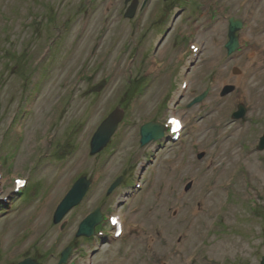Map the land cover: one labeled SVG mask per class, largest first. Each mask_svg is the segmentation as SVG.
Returning <instances> with one entry per match:
<instances>
[{
    "label": "rangeland",
    "instance_id": "rangeland-1",
    "mask_svg": "<svg viewBox=\"0 0 264 264\" xmlns=\"http://www.w3.org/2000/svg\"><path fill=\"white\" fill-rule=\"evenodd\" d=\"M179 1L172 15L180 18L158 41L162 35L152 31L157 22L151 16L171 9V2L153 0L144 12L125 19L120 12L124 0H0V187L1 199L10 198L7 205L0 204V264L25 259L58 264L67 246L74 248V264H186L191 259L196 264H259L264 255V152L253 147L264 132V0H219L220 14L244 22L240 52L230 58L223 49L227 22L211 26L205 11L189 8L194 0ZM141 37L145 45L153 41L158 48H143ZM186 39L204 44L207 51L196 63H205L204 69L196 65L185 72ZM247 50L262 55L253 60ZM200 52L191 51L192 58ZM151 55L167 69L142 85L140 59ZM214 62L223 68L208 80L206 68ZM233 68L239 70L237 76ZM185 76L190 84L183 96L178 88ZM103 82L99 93H92ZM223 82L235 90L220 99ZM208 86V102L187 108ZM238 102L246 106L245 122L228 126ZM118 105L125 112L122 123L109 147L91 157L93 134ZM172 113L189 121L182 138L175 144L164 137L158 146H140V128ZM201 152L206 157L197 162ZM144 157L153 163L140 179L137 196L136 219L148 232L140 239V256L121 252L118 242L94 244L98 250L93 255L88 248L78 252L80 221L99 208L116 210L106 192L122 172L141 174ZM89 175L95 180L83 205L65 216L61 230L52 221L56 207L76 179ZM15 177L27 180L19 196L12 195ZM190 181L191 191L183 192ZM124 183H129L127 177ZM127 217V222H137ZM168 226L177 232L167 235V241L153 237L151 228L164 234ZM181 232L188 242L177 246ZM154 240L159 248L147 252ZM173 249L178 256L172 257Z\"/></svg>",
    "mask_w": 264,
    "mask_h": 264
},
{
    "label": "water",
    "instance_id": "water-1",
    "mask_svg": "<svg viewBox=\"0 0 264 264\" xmlns=\"http://www.w3.org/2000/svg\"><path fill=\"white\" fill-rule=\"evenodd\" d=\"M128 1V0H127ZM166 1V0H165ZM135 10V1L132 2L130 9H128L125 17L131 18L133 16ZM240 27L239 24H232L229 31V42L226 45L228 52H232L237 47V41L234 36V31L238 30ZM103 85H99L98 88H95L93 92H99ZM232 87H225L223 94H228L232 91ZM242 113H237V117H242ZM122 119V113L119 110L114 111L107 120H105L101 126L98 128L96 133L94 134L90 148V155H95L102 151L107 143L109 142L111 136L114 134L118 123ZM162 136V128L157 126L156 124H149L144 126L141 129V144L144 145L148 143L150 140H157ZM259 149H264V138L261 139ZM90 185V181H87L85 178H81L78 180L72 189L67 193L64 199L57 206L54 215H53V223L58 224L64 218V216L76 205L79 204L83 196L88 190ZM114 188V187H113ZM101 216L99 212H95L89 215L81 224L77 231L76 237H90L94 232V227L100 223ZM70 255V249H65L61 254V259L59 264H64ZM18 264H38L35 260L25 259ZM264 264V260H263Z\"/></svg>",
    "mask_w": 264,
    "mask_h": 264
},
{
    "label": "flooded vegetation",
    "instance_id": "flooded-vegetation-1",
    "mask_svg": "<svg viewBox=\"0 0 264 264\" xmlns=\"http://www.w3.org/2000/svg\"><path fill=\"white\" fill-rule=\"evenodd\" d=\"M136 1H137V7L138 8L140 7V13L144 12L146 10V8H147V6L149 5L150 2H153V0H136ZM123 6H124V4H123ZM170 17H171L170 12L169 11H165L164 16L162 18V22L163 23H167V21L170 20ZM178 18H180V17H177V19ZM141 22H142V16L140 15V23ZM172 24H173V19H171L167 24H163V26L166 25V26H168V28L164 29L162 34H164L165 31H167L166 35L170 34V28H171ZM161 30H163V29H161ZM142 33H144V31ZM143 38H145V37H141L140 38L141 42L144 44L143 48H149L151 46L158 47V44L154 43L153 41H149L148 44L145 45L146 41H145V39L143 40ZM163 39H165V37L159 39L158 41L163 40ZM171 48H176V44L174 42H172ZM146 58L140 59V63ZM140 83L142 84L141 80H140ZM171 93H172V91H170L168 94H171ZM181 98H183V97H181ZM192 101L193 100H191V102ZM139 180H140V176H139ZM133 194H134V189L130 188L129 186H125V191H124L125 202L129 201L130 199H132ZM132 202H133V200H132ZM80 240H82L84 243L79 244L78 241L80 242ZM107 242L108 241L106 239H99L98 241H96L94 238H91V239H78L77 240V244H76L77 245V251L79 252L80 249L88 248V250L92 249L91 250V255H93L94 253L97 252L98 248H92V246L95 247L98 244H100L99 246H101V244L105 245V244H107ZM94 244H96V245H94ZM120 244H121V248H120L121 252L130 253V254H137V255L140 256V238L138 240H133V239L127 237V238L122 239L120 241ZM73 264H74V262H73Z\"/></svg>",
    "mask_w": 264,
    "mask_h": 264
},
{
    "label": "bare ground",
    "instance_id": "bare-ground-1",
    "mask_svg": "<svg viewBox=\"0 0 264 264\" xmlns=\"http://www.w3.org/2000/svg\"><path fill=\"white\" fill-rule=\"evenodd\" d=\"M246 54H247V51L245 52ZM261 54H259V50H256V53H252V52H250L249 54H247L249 57H250V59H253V60H256V59H258L259 57H261V55H262V52H260ZM163 70H164V68L155 76V77H153V79L155 80L157 77H159L161 74H162V72H163ZM206 103L208 102V101H205ZM247 112V111H246ZM23 191V190H22ZM21 191V192H22ZM20 192V193H21ZM160 195H161V192H160ZM160 195H157V197L159 198L160 197ZM88 264V263H87Z\"/></svg>",
    "mask_w": 264,
    "mask_h": 264
},
{
    "label": "trees",
    "instance_id": "trees-1",
    "mask_svg": "<svg viewBox=\"0 0 264 264\" xmlns=\"http://www.w3.org/2000/svg\"><path fill=\"white\" fill-rule=\"evenodd\" d=\"M2 208H3V206L0 207V209H2Z\"/></svg>",
    "mask_w": 264,
    "mask_h": 264
}]
</instances>
